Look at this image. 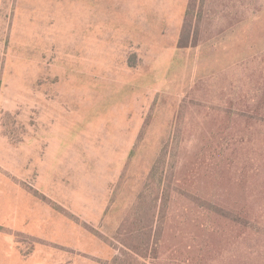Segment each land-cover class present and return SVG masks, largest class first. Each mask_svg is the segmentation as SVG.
Returning a JSON list of instances; mask_svg holds the SVG:
<instances>
[{
	"label": "rangeland",
	"instance_id": "374dc122",
	"mask_svg": "<svg viewBox=\"0 0 264 264\" xmlns=\"http://www.w3.org/2000/svg\"><path fill=\"white\" fill-rule=\"evenodd\" d=\"M73 1L0 0V217L42 203L22 252L264 264V0H106L100 43Z\"/></svg>",
	"mask_w": 264,
	"mask_h": 264
},
{
	"label": "crops",
	"instance_id": "0c3cea01",
	"mask_svg": "<svg viewBox=\"0 0 264 264\" xmlns=\"http://www.w3.org/2000/svg\"><path fill=\"white\" fill-rule=\"evenodd\" d=\"M72 7L86 10L84 16H74L71 20L73 25L84 22V26L87 28L86 31L90 32L85 38L86 41L93 43L105 41V38L101 37V31L105 29H101V24L105 25L106 23V0H74ZM93 46L96 45H88L87 47ZM7 204L9 207L6 209L9 211L8 213L4 211V217H0V223L5 224L10 232L0 233V264L39 263L38 257H40V254L34 252L27 258L22 252L19 246L20 243L16 239V233H22L24 236L28 235L31 238L42 237L37 235L38 230L36 229V224L40 222L39 219L42 216V203L31 200L30 203H27V201L19 203L11 201ZM2 219L3 221H1Z\"/></svg>",
	"mask_w": 264,
	"mask_h": 264
},
{
	"label": "trees",
	"instance_id": "16d2710c",
	"mask_svg": "<svg viewBox=\"0 0 264 264\" xmlns=\"http://www.w3.org/2000/svg\"><path fill=\"white\" fill-rule=\"evenodd\" d=\"M187 41H188V36L185 35V33H184L183 38H182L181 43H180V47L181 48H187L188 47ZM219 211L221 212L222 209H220ZM196 213L197 212H195V215H196ZM186 215H188V216L181 218L183 226H186L187 228H188V226H193V227L195 226V229L202 231L206 234V239L204 240V243L202 244V246H198L194 242L186 245L184 248V249H186V254L187 253L191 254L194 251H199V252L209 251V247H210L209 240H210V238H212V239L216 238V236L218 235V231L213 226H211L210 224L201 223L200 221H198L195 218H193L195 220L190 221L189 214L186 213ZM233 218L234 219H240V217H237V216H234ZM198 256H199V259L201 261H203L204 259L206 260V262L208 261V258H206L205 256H201V254H199ZM184 263L193 264V262L191 260H187V259L184 260Z\"/></svg>",
	"mask_w": 264,
	"mask_h": 264
}]
</instances>
